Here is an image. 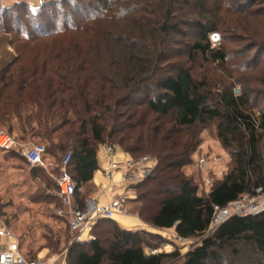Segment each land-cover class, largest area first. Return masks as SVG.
I'll list each match as a JSON object with an SVG mask.
<instances>
[{"label":"trees","instance_id":"obj_1","mask_svg":"<svg viewBox=\"0 0 264 264\" xmlns=\"http://www.w3.org/2000/svg\"><path fill=\"white\" fill-rule=\"evenodd\" d=\"M195 3L61 0L34 9L0 3V41L17 52L0 62V127L19 135L21 144L45 143L46 157L58 161V175L70 154L67 172L77 187L78 208L86 199L82 189L98 170L99 146L118 147L132 160L153 159L152 172L136 186L138 217L155 229L174 228L182 239L202 237L215 207L264 193V115L255 117L247 92L235 97L232 87H225L214 96L190 67L172 62L180 57L172 45L186 35L181 26L192 28L195 37L185 52L190 64L194 54L214 63L227 59L223 48H211L215 16L207 18L205 0ZM188 11L196 20H185ZM212 124L229 168L209 194H199L183 170ZM43 178L53 188L54 181ZM108 222L114 226L106 245L97 236L71 244L66 222L71 239L65 264H244L241 258L264 264V212L230 218L182 257L177 251L145 256L144 248L164 243L160 236Z\"/></svg>","mask_w":264,"mask_h":264},{"label":"rangeland","instance_id":"obj_2","mask_svg":"<svg viewBox=\"0 0 264 264\" xmlns=\"http://www.w3.org/2000/svg\"><path fill=\"white\" fill-rule=\"evenodd\" d=\"M58 1L61 0H0V3L8 8L13 6L15 2H22L34 9L43 3ZM190 1L195 3L199 0ZM205 3L208 10L207 18L215 16L217 24L216 35L218 40L213 42L209 39L212 43L211 48L216 50L223 48L227 57L226 61L214 63L207 61L199 54H194V63L190 64L185 52L187 46L195 42V37L192 28L181 26L179 30L186 32V35L176 38L172 45L177 55L180 56L172 62L184 64L187 68L190 67L193 77L197 80H204L208 90L214 96H217L225 87H232L235 97L247 92L252 101L255 117L260 114L264 115V0H205ZM48 14L46 12L43 18ZM176 15L179 17L180 13ZM185 15V20L188 22L196 20V15H193L192 11L185 12ZM150 19L157 20L155 16ZM4 38L11 39L10 37ZM8 44L5 40L4 42L0 41V62H9L17 55L14 47ZM1 131L6 132V129L0 127ZM14 136L16 140L20 138L16 133ZM262 136L261 148L264 152V133ZM201 139L202 143L193 156L192 164L185 167L183 171L186 176L194 179L198 185L199 194H209L210 187L205 188L203 182L208 180L213 184L215 180H221L228 171L229 158L227 152L216 139V129L213 124L202 132ZM18 143L21 144L20 141ZM40 143L47 146L38 140L28 141L26 144ZM16 149L19 151L14 149L0 150V220L6 225L13 241L18 244L19 251L23 255L42 258L50 264H59L65 259L64 255L67 254L66 249L70 246L71 238L67 231L66 220L58 218L55 214L58 203L53 196L52 188L49 191L43 188L45 183L43 176L47 178H50V175L53 178L58 176V161L48 155L45 158L48 167L39 174L33 172L32 168L25 162L22 156L24 150L19 147ZM200 160H204L207 167L203 172L198 166ZM148 163L152 166L155 164L151 158H149ZM138 185L139 183L126 184L124 182L118 186H112L113 189L119 188L121 190V193L119 192L116 196L121 194L128 196L124 205L125 211L116 213V215L129 218L138 216L135 213L136 203L139 204L136 199V186ZM91 192L92 190L87 186L82 189L85 198L89 197ZM259 198H264V193L259 194ZM110 221L120 229L122 228L115 217ZM143 225L145 226L142 229L134 227L128 231L122 230L131 233L146 232L160 236L164 242L160 247L167 245L162 254L177 251L180 257L199 246L201 240L214 233L211 234L206 231L200 238L177 242L174 234L155 229L145 222ZM113 226L108 220H102L93 228L92 236L99 237L106 245L111 239ZM147 249L146 247L143 250L145 256ZM241 259L243 260L239 261L244 264H253L244 258ZM181 263V260H174L165 264Z\"/></svg>","mask_w":264,"mask_h":264},{"label":"built area","instance_id":"obj_3","mask_svg":"<svg viewBox=\"0 0 264 264\" xmlns=\"http://www.w3.org/2000/svg\"><path fill=\"white\" fill-rule=\"evenodd\" d=\"M211 40L216 42L218 36L215 35ZM17 147L24 150L22 156L31 168L39 167L44 170L47 169L48 164L45 161L46 149L43 145L20 144L13 136L2 131L0 132V150L9 151ZM105 148L109 155V162L107 167L103 170V174L108 179H110L114 173L120 172L122 174L121 184L124 182L126 184H140L154 168V166L148 163V157H143L138 160H129L124 163H116L112 160L114 147L106 146ZM69 161L70 154H67L62 160L59 175L56 178L50 175V178L54 181L52 193L58 202L55 214L58 218L64 219L68 223L69 231L72 235L71 244H87L94 240L92 230L98 222L102 220H113L116 213L125 211L124 205L128 200V196L121 194L107 204H101L99 199L89 196L84 200L82 208L76 207L74 204V195L77 187L67 172ZM198 166L202 172L207 168L204 160H200ZM203 184L205 188L211 187L212 185L208 180H205ZM109 186L111 188L112 184L110 183ZM43 188L49 191L45 183L43 184ZM257 193L258 195L254 198L244 196L235 202L229 203L224 208L215 207L207 231L212 234L233 217L245 218L263 213L264 198H259V194H261L260 190H258ZM174 235L177 242L186 241V239L179 238L176 234ZM166 246L167 245H162L160 249L155 250L147 249L145 254L146 256H152L163 253ZM64 258L65 259L60 262L61 264H65V255ZM0 264L50 263L42 258L28 259L23 255L19 251L18 244L13 241L12 235L6 225L0 220Z\"/></svg>","mask_w":264,"mask_h":264},{"label":"crops","instance_id":"obj_4","mask_svg":"<svg viewBox=\"0 0 264 264\" xmlns=\"http://www.w3.org/2000/svg\"><path fill=\"white\" fill-rule=\"evenodd\" d=\"M96 158H97L98 170L94 173L93 179L87 185V187H89L92 190L91 195L89 196L99 199L101 204H107L111 200H113L116 197V195H118L119 192L121 193V190L119 188L113 189L112 187L110 188L109 185L111 183L113 187L118 186L119 183L121 182L122 174L120 172H116L111 176L110 179L104 176L103 170L107 167V164L109 162V155L106 151L105 146L98 147ZM129 159L130 157L127 154H125L118 147H114L113 156H112V160L114 162L124 163L126 161H129ZM136 205L137 206L135 208V213L138 214V211L140 210V204L136 203ZM115 220L120 223V226L122 227L121 229L127 231L134 227L138 229H142V227L145 226L143 225V222L139 219L138 216L129 218L123 215H115ZM164 231L170 232L171 234H175L174 228Z\"/></svg>","mask_w":264,"mask_h":264}]
</instances>
